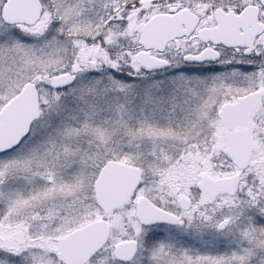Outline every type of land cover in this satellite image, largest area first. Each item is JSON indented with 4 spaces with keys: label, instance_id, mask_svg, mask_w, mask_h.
<instances>
[{
    "label": "snow or ice",
    "instance_id": "obj_1",
    "mask_svg": "<svg viewBox=\"0 0 264 264\" xmlns=\"http://www.w3.org/2000/svg\"><path fill=\"white\" fill-rule=\"evenodd\" d=\"M0 264H264V0H0Z\"/></svg>",
    "mask_w": 264,
    "mask_h": 264
}]
</instances>
